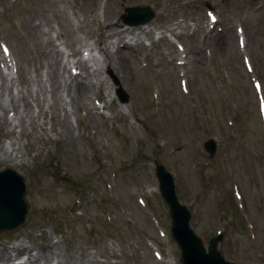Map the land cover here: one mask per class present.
<instances>
[{"label":"rangeland","instance_id":"374dc122","mask_svg":"<svg viewBox=\"0 0 264 264\" xmlns=\"http://www.w3.org/2000/svg\"><path fill=\"white\" fill-rule=\"evenodd\" d=\"M117 1L118 14L106 20L103 29L108 39L101 46L109 54L100 51L103 61L95 71L78 68L75 80L86 87V96L81 97L69 89L73 79L62 69L67 60L61 64L57 84L44 70L39 76L32 65L42 62L37 48L54 31L61 32L64 44L72 38L77 44L91 40L87 33L95 27L93 9L103 0H60L56 6L49 0H0V41L10 45L28 79L27 86L11 79L0 81L1 102L20 114V119L6 121V109L0 110V169L7 166L3 159H12L29 184L28 220L16 232L2 234L0 248L14 255L12 244L22 243L37 256L33 264L48 260L113 264L111 254L118 264H162L145 245L148 240L161 252L169 246L159 238L150 218L156 217L167 229L166 209L150 192L155 187L152 160L157 157L176 176L180 200L193 207L195 229L204 242L222 229L220 252L226 259L264 264V134L232 28L238 21L243 23V51L264 89L262 0ZM144 4L156 10L151 24L157 30L174 25L187 52L197 56L193 62L188 55L192 69L186 74L187 94L180 91L169 64L175 56L172 47L145 48L125 35L123 42L129 40L126 46H132V56L127 55V47L114 54L115 47L123 44L115 45L116 38L108 36L116 18L124 6ZM205 4L226 20L228 28L219 32L224 35L222 45L198 41ZM192 31L195 35L188 37ZM206 39L212 43V37ZM143 40L154 43L149 33ZM50 48L55 51L53 45ZM199 48L211 56L200 58ZM140 55L147 60L145 68L139 64ZM119 91L127 95L125 105L113 103L104 115L94 113L93 97L109 102ZM74 118L83 125H72ZM18 123V133L12 134L10 128ZM211 137L220 143L214 160L202 148ZM73 182L83 189L79 215L69 211L72 196L78 195ZM234 187L241 200L235 198ZM138 197H144L146 207ZM57 220L62 223L60 235L52 229Z\"/></svg>","mask_w":264,"mask_h":264},{"label":"bare ground","instance_id":"6f19581e","mask_svg":"<svg viewBox=\"0 0 264 264\" xmlns=\"http://www.w3.org/2000/svg\"><path fill=\"white\" fill-rule=\"evenodd\" d=\"M54 65H55V60H54V58H53L52 61H49V62H48V66H49L51 69H53V68H54ZM75 88L77 89V91H81L82 86H81V85H76ZM6 259H8V258L6 257V254H1V255H0V261H2V260H6Z\"/></svg>","mask_w":264,"mask_h":264}]
</instances>
